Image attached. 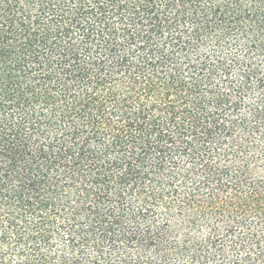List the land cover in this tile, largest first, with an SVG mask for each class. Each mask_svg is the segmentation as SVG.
Returning a JSON list of instances; mask_svg holds the SVG:
<instances>
[{"label": "trees", "instance_id": "trees-1", "mask_svg": "<svg viewBox=\"0 0 264 264\" xmlns=\"http://www.w3.org/2000/svg\"><path fill=\"white\" fill-rule=\"evenodd\" d=\"M0 264H264V0H0Z\"/></svg>", "mask_w": 264, "mask_h": 264}]
</instances>
